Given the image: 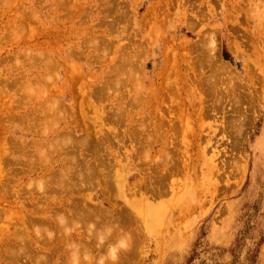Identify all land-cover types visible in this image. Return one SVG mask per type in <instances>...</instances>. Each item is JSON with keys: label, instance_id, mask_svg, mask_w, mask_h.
I'll use <instances>...</instances> for the list:
<instances>
[{"label": "rangeland", "instance_id": "374dc122", "mask_svg": "<svg viewBox=\"0 0 264 264\" xmlns=\"http://www.w3.org/2000/svg\"><path fill=\"white\" fill-rule=\"evenodd\" d=\"M67 1L0 0V264H264V0Z\"/></svg>", "mask_w": 264, "mask_h": 264}, {"label": "bare ground", "instance_id": "6f19581e", "mask_svg": "<svg viewBox=\"0 0 264 264\" xmlns=\"http://www.w3.org/2000/svg\"><path fill=\"white\" fill-rule=\"evenodd\" d=\"M65 2H68L67 0H64ZM69 3V2H68ZM67 4V3H66ZM58 5V4H57ZM62 5V4H61ZM118 6V5H117ZM69 10H72V8H70ZM73 11H75V10H72V11H69V12H73ZM115 11V10H114ZM32 12V11H31ZM35 12V11H34ZM111 14V13H110ZM32 15V14H31ZM72 16V15H71ZM76 16H78V15H76ZM107 16H109V15H107ZM113 16V15H112ZM34 17V16H33ZM118 17V16H117ZM120 17V16H119ZM189 17V16H188ZM191 17V16H190ZM116 18V17H115ZM119 19V18H118ZM122 19V18H121ZM102 20V19H101ZM119 21V20H118ZM116 22V21H115ZM115 22H114V24H115ZM117 23V22H116ZM195 23V22H194ZM188 24V23H187ZM190 24H192V22H190ZM193 25V24H192ZM191 25V26H192ZM195 25H196V23H195ZM189 26V25H188ZM191 28V27H190ZM193 29V28H192ZM50 33V32H49ZM48 36V35H47ZM46 36V37H47ZM100 44H102V43H100ZM88 49V48H87ZM192 49V48H191ZM205 50V49H204ZM100 51V50H99ZM75 52V51H74ZM206 52V51H205ZM211 52H212V50H211ZM76 53V52H75ZM214 53V52H213ZM203 54V53H202ZM201 54V55H202ZM211 54V53H210ZM37 55V54H36ZM36 55H35V57H36ZM42 55H43V62L42 63H39L38 65H36L35 66V69L38 71V72H43V76L45 77V79L48 81V78H51V80L53 79V76L54 75H51V73H52V71H53V68L55 67V62H53V60H52V58H50L49 56H51V54L48 56V54L45 52V53H42ZM191 55V54H190ZM100 56V55H99ZM103 56V55H102ZM121 56V55H120ZM127 56V55H126ZM52 57H53V59L55 60V58H54V55H52ZM133 57V56H132ZM210 57V56H209ZM38 58V57H37ZM40 58H41V56H40ZM211 58V57H210ZM99 59V57L97 58V60ZM203 59V58H202ZM212 59H214V58H212ZM128 60V59H127ZM129 60H130V58H129ZM138 60V59H137ZM211 59H209V61H210ZM118 61V60H117ZM204 61V60H203ZM216 61V60H215ZM202 62V61H201ZM200 62V63H201ZM207 62H208V60H207ZM210 62H212V61H210ZM37 63V62H36ZM56 63H57V61H56ZM116 63V62H115ZM123 63H125V62H123ZM195 63V62H194ZM197 63V62H196ZM203 63V62H202ZM206 63V62H205ZM213 63H215V62H212V64ZM95 64V63H94ZM117 64V63H116ZM125 64H127V62L125 63ZM124 64V65H125ZM210 64V63H209ZM218 64V63H217ZM220 64V63H219ZM115 65V64H114ZM129 65H131V64H129ZM221 65V64H220ZM119 66H120V64H119ZM223 66V65H222ZM222 66H220V67H222ZM124 67V66H123ZM143 67V66H142ZM202 67V66H201ZM215 67V66H214ZM113 68V67H112ZM121 68V67H120ZM126 68H127V66H126ZM210 68V67H209ZM225 68V70H226V68L227 67H224ZM100 69V68H99ZM131 69V68H130ZM202 69V68H201ZM220 69V68H219ZM114 70V69H113ZM116 70V69H115ZM121 70V69H120ZM212 70V69H211ZM210 70V71H211ZM216 70V69H215ZM224 70V71H225ZM99 71V70H98ZM123 71L124 70H122V73H123ZM142 71V70H141ZM141 71H140V73H141ZM219 71H221V70H219ZM125 72V71H124ZM133 70H132V74H133ZM216 72H218V70L216 71ZM215 72V73H216ZM222 72V71H221ZM166 73V72H165ZM201 73V72H200ZM200 73H198V74H200ZM118 74V73H117ZM124 74H126V73H124ZM198 74H197V76H198ZM201 74H203V72L201 73ZM212 74H213V72H212ZM217 74V73H216ZM119 75V74H118ZM117 75V76H118ZM117 76H115V77H117ZM125 76V75H124ZM126 76H127V74H126ZM126 76H125V78H126ZM130 76V75H129ZM134 76H135V73H134ZM218 76V75H217ZM112 77H113V75H112ZM138 77V76H137ZM209 78H210V76H208ZM139 78V77H138ZM170 78V77H169ZM204 78V77H203ZM202 78V79H203ZM211 78H213V77H211ZM55 79V78H54ZM110 79V78H109ZM128 79V78H127ZM135 79V78H134ZM193 79H195L194 78V76H193ZM219 79H220V77H219ZM78 80V79H77ZM175 80V79H174ZM204 80L206 81V78H204ZM203 80V81H204ZM209 80V79H208ZM120 81V80H119ZM123 81V80H122ZM140 81H142L141 79H140ZM218 81V80H217ZM116 82H117V80H116ZM127 82V81H126ZM207 82V81H206ZM118 83V82H117ZM141 83V82H140ZM156 83H158V82H156ZM195 83V82H194ZM212 82H210V84H211ZM214 83V82H213ZM48 84V83H47ZM53 86H54V84L53 83H51ZM107 84V83H106ZM115 84V83H114ZM164 84V83H163ZM168 84H169V82H168ZM203 84H204V82H203ZM202 84V85H203ZM206 84V83H205ZM214 84H216V83H214ZM50 85V84H49ZM140 85V84H139ZM207 85V84H206ZM206 85H204V86H206ZM213 85V84H212ZM217 85H218V83H217ZM103 86V85H102ZM112 86V85H111ZM119 86H120V84H119ZM170 86V85H169ZM168 86V87H169ZM177 86V85H176ZM185 86H186V84H185ZM213 86H215V85H213ZM45 87L46 88H51V85L49 86V87H47L46 85H45ZM112 87H114V86H112ZM118 86L116 85V88H117ZM172 87V86H171ZM174 87V86H173ZM173 87H172V89H173ZM203 87V86H202ZM97 88V87H96ZM103 88V87H102ZM105 88V87H104ZM103 88V89H104ZM107 88V87H106ZM131 88V87H130ZM175 88V87H174ZM209 88V87H208ZM98 89V88H97ZM122 89V88H121ZM145 89V88H144ZM168 89V88H167ZM218 89V88H217ZM34 90V89H33ZM100 90H101V87L99 88V90H97L98 92H100ZM111 90V89H110ZM114 90H115V88H114ZM117 90H119V89H117ZM131 90V89H130ZM176 88H175V90H173L174 92H176ZM206 90H207V88H206ZM214 90V89H213ZM96 91V92H97ZM103 92H104V94H107L104 90H103ZM126 92H127V90H126ZM141 92V91H140ZM177 93V92H176ZM96 94V93H95ZM104 94H103V96H104ZM162 94V93H161ZM175 94V93H174ZM100 95V94H99ZM128 95V94H127ZM163 95H164V92H163ZM167 95H168V93H167ZM177 96H178V94H176ZM96 96V95H95ZM94 96V97H95ZM125 96V95H124ZM106 97V96H105ZM123 98V97H122ZM125 98V97H124ZM97 99V98H96ZM131 99V98H130ZM164 99H165V97H164ZM171 99V98H170ZM98 100V99H97ZM162 100H163V98H162ZM161 100V101H162ZM175 100H177V99H175ZM219 100V99H218ZM165 101V100H164ZM172 101V100H171ZM208 101V100H207ZM129 102V101H128ZM177 102H179V101H177ZM125 103V102H124ZM130 103V102H129ZM138 103V102H137ZM182 103L183 102H181L179 105H182ZM219 103H220V100H219ZM151 104V101H149L148 103H147V106H149ZM154 104V103H153ZM178 104V103H177ZM197 104V103H196ZM215 104V103H214ZM222 105V104H221ZM138 106H140V105H138ZM199 106V105H198ZM210 106H212V105H210ZM129 107V106H128ZM195 108V107H194ZM105 109V108H104ZM132 109V108H131ZM213 109V108H212ZM122 110H123V108H122ZM187 110V109H186ZM215 111V110H214ZM112 113V112H111ZM133 113V112H132ZM108 114H110V113H108ZM113 114V113H112ZM119 114V113H118ZM117 114V115H118ZM122 114V113H121ZM204 114V113H203ZM114 115V114H113ZM185 115V114H184ZM120 116V115H119ZM203 116V115H202ZM205 116V115H204ZM115 116H113V118H114ZM147 117V116H146ZM148 118V117H147ZM147 118H145V121H146V119ZM110 119H112V118H110ZM120 119V118H119ZM135 119V118H134ZM149 119V118H148ZM152 119H154L153 118V116H152ZM115 120V119H114ZM123 119H121V121H122ZM108 121H109V119H108ZM110 122V121H109ZM116 123V122H115ZM122 123V122H121ZM124 123V122H123ZM164 123V122H163ZM117 126V125H116ZM147 126V125H146ZM198 126H199V124H198ZM202 126V125H201ZM84 127H86V126H84ZM144 127V126H143ZM173 128V127H172ZM171 128V129H172ZM188 128H190L191 129V127H190V125H189V127ZM200 128V127H199ZM190 129H188V130H190ZM194 129V128H193ZM193 129H191V130H193ZM86 130V129H85ZM137 130V129H136ZM147 130H148V126H147ZM115 131V130H114ZM120 131V130H119ZM142 131V130H141ZM194 131V130H193ZM190 132V131H189ZM106 133H108V131L106 132ZM61 135H62V133H60ZM91 134V133H90ZM122 134V133H121ZM135 134V133H134ZM149 134V133H148ZM191 135L193 134V132L192 133H190ZM88 135V134H87ZM194 135V134H193ZM109 136V135H108ZM149 136H150V134H149ZM111 137V136H110ZM151 137V136H150ZM78 138V137H77ZM107 138H109V137H107ZM127 138V137H126ZM137 138V137H136ZM119 139H120V137H119ZM128 139V138H127ZM126 139V140H127ZM151 139H152V137H151ZM159 139V138H158ZM184 139V138H183ZM99 140H100V138H99ZM98 140V141H99ZM142 140V139H141ZM86 142H88L87 140H85ZM135 141V140H134ZM143 141V140H142ZM151 141H153V140H151ZM183 141V140H182ZM75 142V141H74ZM81 142V141H80ZM83 142V141H82ZM94 142V141H93ZM92 142V143H93ZM96 142V141H95ZM101 142H102V140H101ZM100 142V143H101ZM115 142V141H114ZM121 142V141H120ZM126 142V141H125ZM128 142V141H127ZM148 142V141H147ZM98 143V142H97ZM100 143H99V145H100ZM138 143V142H137ZM158 143V142H157ZM94 144V143H93ZM140 144V143H139ZM151 144V143H150ZM64 145V144H63ZM81 145H83L82 143H81ZM91 145V144H90ZM98 145V144H97ZM96 145V146H97ZM29 146V145H28ZM52 146V145H51ZM76 146V145H75ZM64 147V146H63ZM100 147V146H99ZM25 148V146H21L20 147V150L21 151H23V149ZM55 148V147H54ZM77 148H79L78 146H76V149ZM83 148V147H82ZM138 149H139V147H137ZM141 148H143V147H141ZM145 148H147L146 146H145ZM86 149H87V147H86ZM101 149V148H100ZM138 149H137V151H138ZM142 150V149H141ZM147 150V149H146ZM75 151V150H74ZM78 151V150H77ZM93 151H95V150H93ZM136 151V152H137ZM144 151V150H143ZM70 153H71V151H70ZM77 153H79V152H77ZM138 153V152H137ZM72 154V153H71ZM96 154V153H95ZM148 154V153H147ZM172 154H174V153H172ZM176 154V153H175ZM35 155V154H34ZM69 155V154H68ZM84 155H85V153H84ZM135 155H137V154H135ZM92 156V155H91ZM97 156V155H96ZM175 156V155H174ZM178 156V155H177ZM93 157V156H92ZM137 157V156H136ZM136 157H134V158H136ZM138 158V157H137ZM85 159V158H84ZM80 160V159H79ZM167 160H169V158L167 159ZM80 161H82V160H80ZM97 161V160H96ZM99 161V160H98ZM136 161V160H135ZM148 161V160H147ZM173 161H175L176 163H177V160L175 159H173ZM37 162V161H36ZM77 162V161H76ZM175 162H173V163H175ZM179 162V161H178ZM46 163H47V161H46ZM83 163V162H82ZM144 163V162H143ZM171 163V162H170ZM175 163V164H176ZM186 163V162H185ZM21 164V163H20ZM85 164V163H84ZM100 164V163H99ZM142 164V163H141ZM28 165V168H27V171L28 172H31V170L33 169V165H36V163L34 162V161H32V162H30V163H28L27 164ZM93 165H94V163H93ZM103 165V164H102ZM143 165V164H142ZM154 166V165H153ZM172 166V165H171ZM173 166H175V165H173ZM82 167H83V165H82ZM85 167V166H84ZM92 167V166H91ZM100 167V166H99ZM102 168H104V167H102ZM173 168V167H172ZM20 169V168H19ZM93 169V168H92ZM154 169V168H153ZM20 170H22V169H20ZM101 170V169H100ZM146 170V169H145ZM152 170V169H151ZM156 170V169H155ZM173 170V169H172ZM176 170V169H175ZM82 171H83V169H82ZM106 171V170H105ZM133 171V170H132ZM164 172H166L165 170H164ZM86 173V172H85ZM92 171H91V169L88 171V173H87V179H89V177H88V174L89 175H92ZM94 173H97V172H94ZM109 173V172H108ZM154 173V172H153ZM102 174V173H101ZM129 174V173H128ZM169 174V173H168ZM83 175V174H82ZM152 175V174H151ZM167 175V174H166ZM165 175V176H166ZM103 176V175H102ZM105 177H106V175H104ZM111 175H109V177H110ZM153 176V175H152ZM151 176V177H152ZM169 176V175H168ZM167 176V177H168ZM55 177V176H54ZM64 176H62V175H60L59 176V179L57 180L58 181V185H63L62 184V181H64L65 179L63 178ZM74 177V176H73ZM73 177H72V179H73ZM101 177V176H100ZM163 177H164V175H163ZM67 178V177H66ZM84 178H85V176H84ZM131 178H136V174H132L131 176H126V177H124V178H121V179H117V183H118V185L119 186H126V183L128 184V187H129V189H131V190H133V192H131V193H135L138 189V187H140V181H139V179H136V180H134L133 182L131 181ZM154 178V177H153ZM166 178V177H165ZM155 179V178H154ZM163 180H165L164 178H162ZM161 179V180H162ZM167 179V178H166ZM83 180V179H82ZM90 180V179H89ZM104 180V179H103ZM107 180H109V179H107ZM111 180V179H110ZM163 180L161 181V183H162V185H163ZM52 181H53V179H52ZM74 181V180H73ZM78 181V180H77ZM143 182V181H142ZM155 183L157 182V181H154ZM103 183H105V182H103ZM151 183H153V182H151ZM56 184V185H57ZM72 184V183H71ZM106 184H108V182L106 183ZM154 184V183H153ZM81 185V184H80ZM100 185V184H99ZM161 185V186H162ZM70 186V185H69ZM79 186V185H78ZM98 186V185H97ZM123 186V187H124ZM153 186V185H152ZM155 186V185H154ZM58 187V186H57ZM70 187H72V186H70ZM151 188V187H150ZM161 188V187H160ZM44 189V188H43ZM70 189V188H69ZM161 190V189H160ZM150 191H153V194H154V192H156V191H158L157 190V188H156V190L154 191L153 189L152 190H150ZM150 191H148V192H150ZM18 192V191H17ZM40 193V192H39ZM102 193V192H101ZM158 193V192H157ZM29 194V193H28ZM44 194V193H43ZM103 194V193H102ZM104 197V196H103ZM94 210V209H93ZM85 211H86V209H85ZM88 211V210H87ZM97 213V212H96ZM86 214H88V213H85V215ZM89 217H90V215H89ZM88 217V218H89ZM91 218V217H90ZM35 221H36V219H34ZM47 222V221H46ZM26 223H28L27 221H26ZM36 223V222H35ZM104 223V222H103ZM29 224V223H28ZM29 225H31V224H29ZM40 230V229H39ZM35 231H37L36 229H35ZM40 233V232H39ZM43 235V234H42ZM51 236V235H50ZM53 237V236H52ZM51 238V237H50ZM52 239V238H51ZM60 239V238H59ZM66 240V238H62V241H65ZM52 241V240H51ZM49 242V241H48ZM28 243V246H30V247H28V250L26 251L25 249H22V251H20V252H17L18 253V256L20 255V257L23 255L24 256V254H26L25 255V257L24 258H26V263L25 264H39L41 261L44 263V264H49V260L50 261H53V259L51 260V257L52 256H48V255H44V254H42V255H40V253H41V251L39 250V249H34L33 250V248H32V240H30L29 239V241L27 242ZM56 243V242H55ZM34 244H36L37 245V242L36 243H34ZM47 244V243H46ZM50 244V243H49ZM87 244V243H86ZM35 245V247H37ZM88 245V244H87ZM34 247V248H35ZM37 250H38V252H37ZM57 250H59V249H54V248H52V250H51V252L53 251V253L55 254V252H57ZM40 252V253H39ZM50 252V253H51ZM47 253H49V252H47ZM16 254V253H15ZM46 254V253H45ZM63 254H64V252H63ZM56 255V254H55ZM62 255V254H61ZM63 256V255H62ZM55 257V256H54ZM16 258H17V256H16ZM22 258V257H21ZM20 258V259H21ZM23 259V258H22ZM63 260H64V258H62ZM16 260V259H15ZM24 261V260H23ZM54 263L55 264H58L57 263V260H54ZM51 264V263H50ZM62 264H63V262H62Z\"/></svg>", "mask_w": 264, "mask_h": 264}]
</instances>
